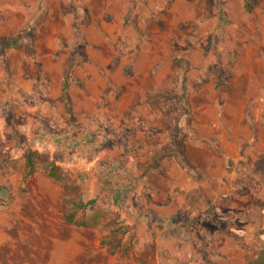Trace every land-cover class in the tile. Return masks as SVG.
Wrapping results in <instances>:
<instances>
[{
    "label": "clouds",
    "instance_id": "obj_1",
    "mask_svg": "<svg viewBox=\"0 0 264 264\" xmlns=\"http://www.w3.org/2000/svg\"><path fill=\"white\" fill-rule=\"evenodd\" d=\"M0 16V264H264V0ZM210 65L233 74L223 95ZM32 166L56 189L46 219L19 191Z\"/></svg>",
    "mask_w": 264,
    "mask_h": 264
},
{
    "label": "rangeland",
    "instance_id": "obj_2",
    "mask_svg": "<svg viewBox=\"0 0 264 264\" xmlns=\"http://www.w3.org/2000/svg\"><path fill=\"white\" fill-rule=\"evenodd\" d=\"M3 17L0 16V19ZM212 45H208L210 48ZM239 56V53H237V57ZM41 70H43V66H41ZM209 73H220V76L218 78V82L213 84L212 81H208L206 83H209L212 87L215 88L216 91L220 92L222 95L227 92L229 89V84L226 83V81L232 80V73L225 72L223 69L218 68L216 65H210L208 69ZM117 77H119V73L117 72ZM145 79H147V74H145ZM122 84L132 83V91L136 90V85L132 81H118ZM223 85V87H221ZM128 89H126L127 91ZM200 106H204V100L200 99ZM258 163L262 166H264V158H261ZM33 179L27 180L24 188H21L19 191L21 193L27 194L28 192H35L36 196L40 198V204L41 209L40 213L37 218L43 217L44 219L47 218V215L49 214V208L53 204V193L56 192V189L51 185L49 182V179L46 178L43 175H32ZM23 211V210H22ZM57 216L60 218V220L68 223L65 219V215L68 213L73 212L66 210L63 205H57L54 209ZM31 213H25L24 219L27 220ZM94 246L98 248H102V244L99 241H94ZM100 257L103 258V252L100 253Z\"/></svg>",
    "mask_w": 264,
    "mask_h": 264
},
{
    "label": "trees",
    "instance_id": "obj_3",
    "mask_svg": "<svg viewBox=\"0 0 264 264\" xmlns=\"http://www.w3.org/2000/svg\"><path fill=\"white\" fill-rule=\"evenodd\" d=\"M30 165L32 164L31 160L29 161ZM32 171L28 173L29 176H32L35 172L34 166H32ZM49 177H55V170H52L51 172L48 173ZM26 179V178H25ZM76 211H75V206L73 207V212L68 213L65 215V219L68 223H71L75 219Z\"/></svg>",
    "mask_w": 264,
    "mask_h": 264
}]
</instances>
